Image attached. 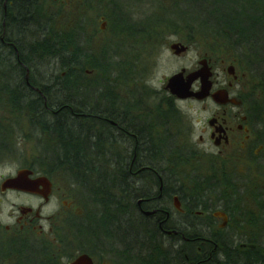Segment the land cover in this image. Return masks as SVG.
<instances>
[{
  "label": "flooded vegetation",
  "instance_id": "af4514ba",
  "mask_svg": "<svg viewBox=\"0 0 264 264\" xmlns=\"http://www.w3.org/2000/svg\"><path fill=\"white\" fill-rule=\"evenodd\" d=\"M90 1L86 0L85 6H90ZM62 2L51 0L52 5ZM30 4L36 18V1ZM0 6V14L10 17L9 21L12 16H15V22H18V16L20 23L26 20L25 0H0ZM54 13L58 15L59 11ZM86 19L72 17L68 20V33L73 36L78 26H88ZM99 20L105 19L101 16ZM6 26V22L0 20L3 78H7L8 65L13 63L19 67L21 64L13 30L10 25ZM81 34L83 38L85 33ZM12 50L15 59H11ZM202 59L210 70V90L202 99L177 97L166 86L167 78L158 86L135 83L130 90H123L129 85L118 80L112 83L116 87L109 95L110 98L113 95V100L111 98L108 103L109 97L105 95L101 96L102 102L95 99L76 104L72 101L68 105L69 117L73 118L70 125H76V129L85 128L86 138L80 143H84L86 149L89 146L93 149L92 157L100 151L105 154L115 152L112 157L106 155L110 160L107 166L116 169L115 202H106L105 196H96L71 176H61L63 173L56 170V164L41 157L13 172L1 174L0 264H73L81 255L88 256L92 264H121V257L113 249L110 238L121 235L122 227L128 229L134 224L133 215L121 206H130L144 219L155 217L156 213L152 215L148 211H160L159 228L163 223L167 230L176 232L172 235L178 243H195L199 256L190 264H202L206 254L217 264L225 253L242 257L241 264H264V96L256 95L251 88L250 73L240 70L234 60L221 58L220 70L216 71L211 58L205 54L194 71L201 67L199 61ZM31 74L30 69L25 71L21 75L24 80L18 85H22L27 94L34 95L37 115L41 116L43 103L45 106L47 103L40 85L31 83ZM10 80L4 83V89H7L4 99L8 102ZM200 88L201 82L197 78L191 89L197 92ZM131 89L133 93L129 95ZM125 96L131 99L126 100ZM186 101L197 102L202 111L210 112L197 138L194 137L195 123L192 120L185 123L179 117L182 113L178 112L177 103ZM55 109L46 107L52 115L46 116L50 120L56 117ZM171 138L185 139L193 150L186 155L176 147V142L171 144ZM191 156H194V162ZM175 158L190 161L193 175L214 179L221 186L222 177L226 176L224 189L235 183L240 191H244V197L236 198L228 189L229 194L225 193V197L230 195V199L214 197L210 200V210L203 211V204L193 202L185 191L172 187L165 178V170L173 165ZM211 159L215 160L217 172L209 166ZM195 162L201 164L200 170ZM92 163L98 167L105 164L93 160L88 165ZM251 184L260 193L245 192ZM76 187L85 193L75 192ZM122 197L126 198L124 205ZM108 218L113 224L123 222V226L99 228L97 222L102 224ZM191 219L194 220L189 222ZM228 229L234 232V240L226 239L228 251L217 237L213 239L212 250L205 252L200 235L195 239L185 236L192 231L202 234ZM160 256H164V252Z\"/></svg>",
  "mask_w": 264,
  "mask_h": 264
},
{
  "label": "trees",
  "instance_id": "16d2710c",
  "mask_svg": "<svg viewBox=\"0 0 264 264\" xmlns=\"http://www.w3.org/2000/svg\"><path fill=\"white\" fill-rule=\"evenodd\" d=\"M35 1L36 6L34 5V7L36 8L34 9H38V16L34 18L32 15V5L30 3H34V1H27L25 6L26 18L28 20L20 23L18 16L17 23L19 27L17 30L22 29L21 31H23V29H25V31H27L28 29L36 28L35 30L38 33L37 37L39 38L31 45L34 48L33 55L26 56L27 60H25L23 57L24 48L18 41L20 38H16L15 36L13 38L16 41L15 44H17L16 46L20 55L19 59L28 65L31 73L32 69H34L36 65H39V61L44 58L50 57L58 62L56 74L54 73L51 79H42L43 82H48L51 85L52 82H56V84L60 85L65 83L70 84V82H72L71 87L73 86L76 91L80 90V86L86 87L87 90V81L96 78L113 81V83L118 80L125 83L131 80L130 82L134 83L133 80L135 79H133L130 74H134L131 67L135 65L136 57H138V54L134 53L135 48L149 46L151 50H156L155 43L159 44L160 41L158 40L161 37L163 39L166 32L179 34L181 40L187 43L190 37H186L188 36V34L186 35V31H197L199 29L203 37L211 39L212 46H210V48L214 50L212 52L215 53L218 50L220 53H217L223 57L229 56L230 58H226L233 59L240 70L250 73L252 89H264V0H166V6L164 0H151L150 3H156L157 10H159V6L163 7L165 16L169 14V10L173 12L167 16L170 18L166 17L164 21L159 19L156 14H153L152 21L147 25H131L127 19H124L127 17L125 11H122L118 7L116 8V1L114 0H92L95 1L96 4L94 7L91 6L92 9L96 8L100 10V6L107 8L102 14L104 15V19L110 21L112 24V28H110L112 36H117L129 41V47H118V49L128 55L129 53L134 54L130 56L131 61L129 57H123L122 62L116 63L114 66H116L117 69H113L110 65L111 63L107 59V46H101L99 50H94V47L90 46L85 54L81 53V49L78 45H80V42L83 43V41H85L84 36L83 38L81 37V33L87 34L84 30L86 25L78 26L75 34L71 36L67 30V21L65 20L61 27H59L57 22L58 15L48 8L49 5H46V0ZM49 4H51V1ZM170 5L171 8H168ZM88 7L90 8V6ZM171 18L173 19L170 20ZM157 19L158 21H154ZM178 22H180L178 29L168 28L178 25ZM159 24L168 27L155 26ZM195 28H197V30ZM157 35L158 38L156 37ZM133 43H135L136 46H134ZM35 44H37L36 49ZM235 50L238 53L232 57V51ZM72 59L75 61L78 59L84 60L83 70H70ZM11 65L13 66V63H11ZM86 69L90 70L92 73H85ZM113 72L115 74L114 76L112 75ZM21 75L22 74L18 73V71H14L12 83L9 88V107L15 112L22 113V115L26 114L33 134L34 131L37 132V129H39L43 135L46 134L49 136L44 142L43 157H41V159L56 164V170L73 177L76 183L78 181L81 186L86 185L91 192L96 193V196H105L106 202L109 203L111 201L114 203L116 194V169H102L93 163L90 166L88 165L89 161L93 162L92 158L101 159L99 155H95L94 157L91 156L90 159L88 149L83 145L84 143H80L81 140L84 141L86 138L85 128L80 127L76 129V125H70V121L73 118L69 117L68 110L65 107L70 102V99L63 96L53 97V93L50 92L51 85L47 83L40 85L43 98L47 104L45 106L43 103L41 116H38L37 113L39 111H36L35 100H33L35 97L31 98L32 100L29 101L28 98H25L24 93L21 92V88L18 85L19 82L24 80ZM31 75H33V73ZM254 76L259 77V80H256ZM80 82H84V84L81 85ZM4 83L5 80L2 77L1 71L0 99H3V102L6 103L8 101L5 102L4 99L7 93V91L4 92ZM31 83L36 84L33 79H31ZM93 84L92 89L90 88V93L97 88ZM25 99L28 100L24 103L26 104L24 105L25 108H22V101L24 102ZM46 107L51 109L56 108L53 111L57 114L52 120L46 117L52 116L49 111L46 110ZM39 118L41 120H39ZM74 120L76 121V119ZM4 146H6V144L1 143L0 140V149ZM113 155L109 154L110 157ZM39 158V156L38 158H34L33 162ZM107 160L110 161L108 156ZM107 209H110L109 205H107ZM199 235L202 238L214 239V233L211 235H207L206 233L200 234L195 231L185 233V236L193 239ZM143 239H147L148 242L156 240L155 236L152 235L150 231L146 232L145 230L141 237V240ZM184 244L187 245V258H185V261L183 258L181 264H190L194 261V255L190 252L192 249L196 251L195 243L185 242ZM220 245L224 246L225 250L228 251L226 244L221 243ZM148 249H150V246L145 250ZM208 250H212V248L209 247ZM208 250L205 249L204 251L207 252ZM169 253L171 256V251H169ZM163 258L167 260V254H165ZM208 258L209 256L206 254L202 264H214L212 258Z\"/></svg>",
  "mask_w": 264,
  "mask_h": 264
},
{
  "label": "rangeland",
  "instance_id": "374dc122",
  "mask_svg": "<svg viewBox=\"0 0 264 264\" xmlns=\"http://www.w3.org/2000/svg\"><path fill=\"white\" fill-rule=\"evenodd\" d=\"M50 1L51 0H46V5L47 6L49 5V8L50 9L52 8L54 12L59 11L58 19H57L59 27H61V25L63 24L65 20L70 21L72 17L73 18L76 17L80 19L87 18L86 20L88 21L87 23L89 24L88 26H86V29H85L87 33V34H84L85 41H83V43L80 42V47H82L85 52L89 50L90 46H93L94 50H99V48L103 45V43L107 41V45H106L108 49L106 51L108 55L107 59L111 63L110 65L113 69H116L114 68V65L116 63H119L120 60H123V57H129V60L131 61L130 56L134 54L129 53L128 55L118 49V47H129L128 46L130 44L129 41L125 39H121L117 36H112L111 29H110L112 28V24L110 23V21L106 19L99 20L101 16H104L102 13L105 12V9H107L106 7L100 6L101 7L100 10H97L96 8L92 9L91 6L92 7L96 6L95 1H92V0L89 3L90 8L88 6H85L86 0H62L63 4L61 5L59 4L52 5V3L49 4ZM114 1H116L115 2L116 8L118 7L122 11L123 10L125 11V14L127 17L124 19H127L128 22L135 21L137 22L138 25L149 24L152 21L153 14H156V16L159 17V19H162V21H164V19H166V17L169 14H172L173 12L172 10H169L168 11L169 14L165 16L163 7L159 6L158 7L159 10H157L156 3L154 4L150 3L151 0H114ZM164 2H166V0H164ZM166 5H167V2L165 3V6ZM168 8H171V5L168 6ZM167 18H170V17H167ZM172 19L173 18H171L170 20ZM26 20L28 19L26 18ZM154 21H158V19ZM177 24L178 25H175L172 27H168L166 25H160V24L158 26L157 25L155 26L156 27H160V26L168 27L169 29H172V28L178 29L180 22H178ZM35 29H28L27 31L23 29V32H24L23 36L26 33V36H25L26 39L22 35L19 36L20 33H18L16 37L20 39H25L24 41L25 46L23 47L25 51L29 46L33 45V42L37 40V38H39L37 37V35L32 40L29 37L30 35H32L31 33L36 32ZM195 29L197 30V28ZM21 30L19 31L21 32ZM166 33H165V37L163 36L164 40L161 37L158 40L160 41L159 44L155 43V48H157L156 50H151L149 46L138 47L134 49L135 51L134 53L138 54V57H136V61L134 63L135 65L131 67V69L134 71V74L131 73L130 75L135 80H133L134 83L130 82L131 80L126 82L125 85L128 84L129 86L124 87L123 90H130L129 87L135 83H139V84L145 83L148 85L158 86L159 82H164L166 78H168L169 76H171L172 74L176 72H179L181 69H185L186 72H190L198 66L197 64L198 60L202 58L205 54H207L208 57L211 58V62L214 66V69H216V71L220 70V67H221L220 59L223 58V56L218 54L220 52L217 49L216 50L218 53L212 52L214 50L210 48V46H212L211 39L203 37V34L201 33L199 29L197 31L195 30H190L189 32L186 31V35L188 34V36L186 37H190V40L187 41L188 44L186 42H184V44H187L189 47L187 46V50L180 56L173 55V53L169 49V45L171 43L175 41H182L179 34L167 33L168 34L167 35ZM156 37L158 38V35ZM133 45L136 46L135 43H133ZM237 53L238 52L236 50L232 51V57L237 55ZM226 57H229V56H226ZM226 57L224 56V59ZM229 58H226V60L227 61L233 60ZM39 63H40L39 65H36V67L32 69L33 75H30L31 79H33L38 85H42L46 83L48 85H51L48 82H43L42 79L43 80L51 79L54 73L56 74L58 70V62L55 59L47 57L39 61ZM55 69L56 71H54ZM0 71H3V69H1ZM115 74H116V71H115ZM115 74L113 72L112 75L114 76ZM6 77H7V73H6ZM12 79L13 78H11V80ZM112 83L113 81L102 80L100 78L87 81L86 86L88 87L87 89L88 93L81 92L82 96L79 97V102L87 101V100L95 101V99H97V101H100L101 96L98 97L96 95V93L94 92L95 89L92 90V92L90 93V88L92 89V84L95 87H98V85L100 86L105 85V84L112 85ZM112 87L114 88L116 86L112 85ZM131 92H132V89L129 95H131ZM129 99H131V97L130 98L126 97V100H129ZM27 100L25 99L24 102L22 101V108H25L24 105L26 104L24 103L27 102ZM100 102H102V100ZM208 104L209 103L205 105L208 106ZM7 107H8L7 104L4 102L0 104V115H3V116H0V128H1L0 129V140H1V143L6 144V146L0 149L1 150L0 151V175L13 172L17 167L21 165L33 163V159L38 158V156L43 157L42 155L43 154L42 152L44 149L43 145H44V142L47 140V138H49V136H47L46 134L43 135V133L39 129H37V132L34 131V134H33L31 126L29 125V122H28L29 119H27L26 114L22 115V113L15 112L13 111L12 108L7 109ZM177 107H178L177 109L178 112L182 113V116H179L182 119V121H185L186 123L192 120V122L195 123L194 137L197 138L198 135L200 134L201 126L203 122L205 121V118L209 116L210 112L202 111L200 109V104L194 101H186V102L177 103ZM172 113H173V110H172ZM173 143H175V141L171 140V144ZM99 149L101 150L102 148L99 147ZM88 151H90L88 152V155H90L89 157L91 159V156H92L91 151H93V149H90V146H89ZM95 155H99L101 160H98L95 158L94 159L92 158V160L96 162H102V163L105 162V164L103 163V166H100V168L112 169L107 166L108 160H107V156L105 152L104 153L101 151L99 153L96 152ZM61 176L68 177L66 173H63ZM222 178H223L222 185L225 186L227 184L225 183L227 181V178L226 176ZM223 186L222 188H221V185L219 186L220 192L223 191ZM254 186H255L254 184L248 185L245 192L260 193L259 192L260 190L258 188H255ZM228 189L231 191L230 195L234 193L236 195L235 196L236 198L244 197L242 194L244 193V191L243 190L240 191L238 189L237 184L235 183L228 184L226 188L224 189V194L225 193L229 194ZM75 192H79L81 194L85 193V192H81V189L77 187H76ZM230 195L228 196L227 199L231 198ZM224 198H226L225 195H224ZM211 199H214V197H212ZM123 210H125V208ZM212 233H214V238L217 237L219 242L223 244H226L227 238H229L230 241L234 240L233 234H232L234 232H232L229 229L219 230V231L210 232V233L208 232L206 234L211 235ZM150 242H152V244L150 245V249L148 251L141 252L140 250H138V252L143 253L147 256V255H151L152 251H154L155 248L158 247L159 249H161V252H165V254H167V261L169 260V263L172 264L171 263L172 255L170 256V253H169L170 249L166 250L162 248L158 244L157 240L150 241ZM186 257L187 256H185V258ZM156 259H159L158 256L156 257Z\"/></svg>",
  "mask_w": 264,
  "mask_h": 264
},
{
  "label": "bare ground",
  "instance_id": "6f19581e",
  "mask_svg": "<svg viewBox=\"0 0 264 264\" xmlns=\"http://www.w3.org/2000/svg\"><path fill=\"white\" fill-rule=\"evenodd\" d=\"M11 1V0H10ZM21 1V0H18ZM28 2H32L34 0H25V4ZM1 9V6H0ZM15 16H12L11 20L9 21L10 17H4V15L0 14V20H3V22L8 25H10V29L13 30V35L15 37H17L18 33L19 36L22 35L23 36V31H19L17 29H19L18 27V22L13 21ZM9 21V23H8ZM131 25L137 24V22L135 21H130ZM6 26V27H7ZM36 35H38L37 32H35V34L30 35V39L32 40L33 38L36 37ZM25 35L23 36L25 38ZM26 39V38H25ZM25 39H18V41L21 43V45L24 47V41ZM16 43V41H15ZM17 45V44H15ZM107 45V41L103 43L102 46H106ZM79 48L81 49V53L85 54L86 52L83 50L82 47H80V45H78ZM17 47V46H16ZM37 47V44H35V49ZM101 48V47H100ZM18 49V48H17ZM34 48L32 46H29L26 51L23 50V54L25 52V54L23 55V57L26 59V56L29 55H33V50ZM72 52H73V48H72ZM15 53V51H10L11 54V59H15L13 54ZM123 60H120V62H122ZM21 64L19 65V67H15L12 66L11 64L8 65L6 67V73H7V78H3L4 80H9L8 78H12L14 75V71H18V73L20 74H24L25 71L29 70L28 69V65L21 61ZM84 68V60H80L78 59L77 61L75 60H71V66H70V70L72 69L73 71H77V70H83ZM114 68H116V66H114ZM18 69V70H17ZM117 69V68H116ZM120 69V68H118ZM122 69V68H121ZM56 71V69L54 70ZM85 71H87L89 74H91L92 72L88 69H86ZM28 74V73H27ZM254 78L256 80H259V77L254 76ZM12 81V80H10ZM56 82H52V85L50 87V92L53 93V97H66L67 99H70V102L68 103L71 104L72 101H74V103H79V97L81 92L84 93H88V91L86 90V87L84 88L83 86H80V90L76 91L74 89V87H71L72 82L69 83H65V84H56ZM81 85L84 84V82H80ZM21 88V92L24 93V95H27L28 98H34V95L31 94H27L24 91V88L22 85L19 86ZM37 89V88H35ZM39 89H42L41 87H39ZM7 89L4 90V92H6ZM65 92V93H64ZM96 93V95L99 96H105L107 95V97H109V95L113 92V87L111 84H105V85H98V87L95 89L94 91ZM35 93V92H33ZM255 93L257 96H264V89L262 88H257L255 89ZM65 94V95H64ZM82 96V94H81ZM112 100H113V95H112ZM111 98H107V103L108 101H111ZM78 101V102H77ZM3 103V99H0V104ZM7 104V109H10L9 104L10 102H6ZM68 105H66V109L68 107ZM173 141H175L177 143V148H179L183 153H185L186 155H189V153L193 150V146H188L186 144V140L185 139H178V138H171ZM108 153V152H107ZM111 154H115V152L112 153H108V155ZM191 159L194 162V156H191ZM114 161V160H112ZM173 165H171L169 167V169L165 170V178H167L170 181V185L172 187H177L179 188V191H185L186 194L190 197V199L193 202H198L203 204V211L207 212V210H210V200L212 197H224V191L220 192L219 191V186H220V182L215 181L214 179H207V178H203L199 175H193V170L191 169V162L187 161V160H180V159H174L173 160ZM215 160L211 159L209 166L215 171V164H214ZM195 162V166H197V170L201 169V164ZM192 179V182H191ZM222 188V186H221ZM224 189V187H223ZM227 199V198H226ZM152 200V199H151ZM122 202L123 205L126 202V198L122 197ZM153 207V206H152ZM121 208H125V210H127L128 212L130 211V213L133 215L134 217V224L133 227L130 226L128 229L123 228L121 224H123V222H121L120 224L117 223H112L108 218L106 219L105 222L98 223L99 228L103 229V228H110V227H114L117 225H120L122 227V233L121 235L117 236L116 238L112 237L110 238L112 243H113V249L115 251H117V253L119 254V256L121 257V264H170L169 260L166 261L164 260V258H162L161 255V249L157 248L154 251H152L151 255H145L143 253H139L137 252V248L140 249L141 252H143L142 250L147 249L152 242H148L147 239H143L141 240L142 237V233L144 228L146 229V232H151L152 235L155 236L158 244L166 249L171 251L172 256H171V263L172 264H181V260L183 258H185L186 256V247L187 245L183 244V243H178L177 240H175V238H173L172 234H175L173 231L167 230L166 226H164L165 224L160 223V228L157 225V218L158 215L160 214V211L157 210H152V211H148V214H155V217H153L152 219H144L141 217V215H138L136 212H134L133 208H131L130 206H121ZM157 211V212H156ZM177 219V216L176 218ZM194 219L189 220V222H192ZM202 222L204 221L203 219H200ZM160 222V221H159ZM97 226V227H98ZM105 226V227H104ZM141 240V241H140ZM203 241V249L208 250L209 247L213 248V239L210 238H202ZM98 249V248H97ZM191 254H193V260H197V256H199L198 252L195 251L194 249L191 250L190 252ZM158 256L159 259H156V257ZM132 258H134L133 261H130ZM187 258V257H186ZM241 258L242 257H234L233 255L229 254V253H225L224 257L217 261V264H232V262H234L235 264H241Z\"/></svg>",
  "mask_w": 264,
  "mask_h": 264
},
{
  "label": "water",
  "instance_id": "95a60500",
  "mask_svg": "<svg viewBox=\"0 0 264 264\" xmlns=\"http://www.w3.org/2000/svg\"><path fill=\"white\" fill-rule=\"evenodd\" d=\"M169 48L174 54H180L186 51V46L179 42L171 43ZM199 62L201 67L198 70L184 75V70L182 69L181 71L174 73L167 78L166 86L169 88L172 94L179 98L194 97L197 99H202L208 95L210 90V81L208 80L210 76V70L205 65V59H202ZM197 78L200 79L201 88L195 92L192 91L191 86ZM73 264H92V262L88 256L81 255L73 262Z\"/></svg>",
  "mask_w": 264,
  "mask_h": 264
}]
</instances>
